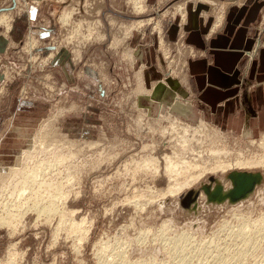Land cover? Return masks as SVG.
I'll list each match as a JSON object with an SVG mask.
<instances>
[{
  "label": "rangeland",
  "instance_id": "374dc122",
  "mask_svg": "<svg viewBox=\"0 0 264 264\" xmlns=\"http://www.w3.org/2000/svg\"><path fill=\"white\" fill-rule=\"evenodd\" d=\"M229 1L203 2L201 40L220 31ZM258 1L251 45L235 65L237 99L247 110L257 84L250 71L258 72L264 49ZM24 2L38 7L27 12ZM184 2L0 0V264H264V166L228 171L260 174L243 200L212 206L201 192L195 204H180L200 184L217 179L229 187L228 173L167 193L189 177L185 163L200 162L199 154L264 157V130L243 137L180 118L173 106L150 113L136 98L143 90L133 72L136 50L150 52L145 65L157 81L185 87L190 62L211 59L177 11ZM166 157L177 169L171 177ZM149 159L156 161L146 169Z\"/></svg>",
  "mask_w": 264,
  "mask_h": 264
},
{
  "label": "crops",
  "instance_id": "0c3cea01",
  "mask_svg": "<svg viewBox=\"0 0 264 264\" xmlns=\"http://www.w3.org/2000/svg\"><path fill=\"white\" fill-rule=\"evenodd\" d=\"M191 1L196 5H192ZM203 2L205 0H185V7L179 5L177 11L181 15L185 11L186 26L192 30L191 35L197 43L205 46L211 53V59L208 62L204 59L190 62L192 81L189 80L185 87L181 82L170 78L164 83L157 81L159 73L145 65L152 57L150 52L146 49L136 50L133 52V62L136 64L133 72L143 89L141 92L136 90V98L139 103L148 105L146 107L150 108V113L163 108L169 110L173 106L177 111L173 110V114L180 118L206 120L221 129L234 128L240 135L254 139V134L264 130V49L258 54V72L255 73L254 67L250 71L257 84L247 95L248 110L241 107L237 99L235 65L240 51L251 45L248 30L255 24L262 3L258 0H230L226 5L225 20L220 31L208 40H201L199 32L205 30L207 23H203L197 11L206 7ZM22 6L27 8V12L31 10L33 13L38 4L29 5L24 2ZM219 19L220 16H217L215 22ZM175 31L176 26L171 25L169 36L173 37ZM135 35L134 33L132 42ZM121 69L124 74V68ZM134 89H137V85Z\"/></svg>",
  "mask_w": 264,
  "mask_h": 264
},
{
  "label": "bare ground",
  "instance_id": "6f19581e",
  "mask_svg": "<svg viewBox=\"0 0 264 264\" xmlns=\"http://www.w3.org/2000/svg\"><path fill=\"white\" fill-rule=\"evenodd\" d=\"M190 128V127H189ZM198 129L203 131L205 129V125H203V123H200ZM174 130V129H173ZM194 130V129H193ZM197 130V129H195ZM185 132V131H184ZM199 133V131H197ZM205 131H203L204 133ZM201 134V133H200ZM203 135V134H202ZM187 136V135H186ZM197 136V135H196ZM205 137V136H204ZM207 137V136H206ZM185 138V137H184ZM182 139V142L187 143L186 139ZM200 138V137H199ZM204 139V138H203ZM189 141V140H188ZM196 142V141H195ZM189 143V142H188ZM202 143V140H201ZM210 143V142H209ZM184 144V143H182ZM185 145V144H184ZM198 145V144H197ZM201 145V144H200ZM261 147H264V140L261 142ZM191 146V145H190ZM193 146V145H192ZM191 146V147H192ZM185 147V146H184ZM189 147V146H188ZM209 152V151H208ZM198 153V152H197ZM25 154V153H24ZM22 155V154H21ZM198 155V154H197ZM231 153H229V151H220L219 149L217 150H210L209 152V159H205L203 160V158L200 156L197 157L200 159V162H193L194 164L191 163H185L187 164V172L189 173V177H187L183 182L181 183H177L175 185H173L172 187L167 189V193L171 192L174 194H178L179 191H182L186 188H189L191 186H193L195 183H197L204 175H215V174H222L225 175L226 173H228V171L230 170H244V169H250V168H259V167H263L264 166V157L261 158H249V160H240V154L238 155L239 158H235L234 162L231 160ZM263 158V159H262ZM21 161V159H20ZM156 161V160H154ZM152 159L147 160L144 163V168H148L153 164ZM202 161V162H201ZM208 161V162H207ZM165 173L170 175H173L174 172L177 173V169L176 166L174 165V163L172 162L171 158L166 157L165 158ZM155 163V162H154ZM200 163V164H199ZM158 165V163L156 164ZM20 167V166H19ZM189 171H193L195 173L192 174ZM171 173V174H170ZM191 173V174H190ZM37 174V173H35ZM34 174V175H35ZM37 177V176H36ZM171 177V176H170ZM227 178L225 177L222 181V183L224 184ZM31 180V179H29ZM26 181V180H25ZM211 181H214L211 179ZM215 181H218L217 179H215ZM33 182V181H32ZM221 182V181H220ZM30 184V183H29ZM43 184V182H42ZM25 187V186H23ZM27 187V186H26ZM251 194V193H250ZM199 197L202 198V194L199 193ZM248 197V196H247ZM54 199V198H53ZM243 200V199H242ZM220 204V203H219ZM219 204H212V206L214 205H219ZM222 206V205H220ZM196 207V206H195ZM44 209V208H43ZM40 209L42 211L39 212H43L44 210ZM46 211V209H45ZM44 211V212H45ZM257 222V221H254ZM258 224H260L262 227H264V219L259 221ZM244 229V228H243ZM242 229V230H243ZM264 230V228L262 229V231ZM259 233V232H258ZM259 235V234H258Z\"/></svg>",
  "mask_w": 264,
  "mask_h": 264
},
{
  "label": "water",
  "instance_id": "95a60500",
  "mask_svg": "<svg viewBox=\"0 0 264 264\" xmlns=\"http://www.w3.org/2000/svg\"><path fill=\"white\" fill-rule=\"evenodd\" d=\"M226 178L230 181L229 187L223 189L219 181H216L213 187L208 184H200L198 188L185 192V200H180V204L184 208H188L190 202L195 204V199L201 192L204 194L205 201L211 204H219L223 201L232 203L241 200L252 191L261 176L253 172L231 171L226 175Z\"/></svg>",
  "mask_w": 264,
  "mask_h": 264
}]
</instances>
